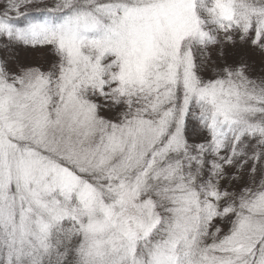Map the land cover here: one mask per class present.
Masks as SVG:
<instances>
[{
	"label": "snow or ice",
	"instance_id": "1",
	"mask_svg": "<svg viewBox=\"0 0 264 264\" xmlns=\"http://www.w3.org/2000/svg\"><path fill=\"white\" fill-rule=\"evenodd\" d=\"M0 264H264V0H0Z\"/></svg>",
	"mask_w": 264,
	"mask_h": 264
}]
</instances>
